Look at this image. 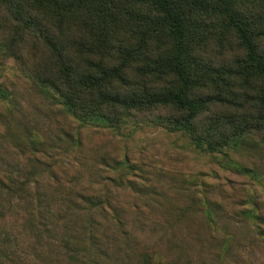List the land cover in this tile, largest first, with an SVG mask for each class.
I'll use <instances>...</instances> for the list:
<instances>
[{"label":"rangeland","instance_id":"obj_1","mask_svg":"<svg viewBox=\"0 0 264 264\" xmlns=\"http://www.w3.org/2000/svg\"><path fill=\"white\" fill-rule=\"evenodd\" d=\"M3 51L0 264H264V140L77 117Z\"/></svg>","mask_w":264,"mask_h":264},{"label":"trees","instance_id":"obj_2","mask_svg":"<svg viewBox=\"0 0 264 264\" xmlns=\"http://www.w3.org/2000/svg\"><path fill=\"white\" fill-rule=\"evenodd\" d=\"M0 43L77 117L158 115L204 151L264 140V0H0Z\"/></svg>","mask_w":264,"mask_h":264}]
</instances>
